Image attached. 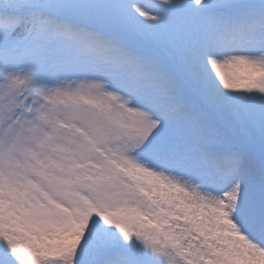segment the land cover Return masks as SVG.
<instances>
[{
	"label": "snow or ice",
	"instance_id": "snow-or-ice-1",
	"mask_svg": "<svg viewBox=\"0 0 264 264\" xmlns=\"http://www.w3.org/2000/svg\"><path fill=\"white\" fill-rule=\"evenodd\" d=\"M0 264H264V0H0Z\"/></svg>",
	"mask_w": 264,
	"mask_h": 264
}]
</instances>
